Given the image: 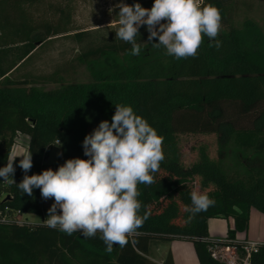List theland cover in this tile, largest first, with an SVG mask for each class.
I'll return each instance as SVG.
<instances>
[{
  "label": "trees",
  "instance_id": "16d2710c",
  "mask_svg": "<svg viewBox=\"0 0 264 264\" xmlns=\"http://www.w3.org/2000/svg\"><path fill=\"white\" fill-rule=\"evenodd\" d=\"M40 1L0 0V168L6 166L18 133L29 136L33 167L27 175L43 171L56 145L57 167L68 159H88L82 147L85 136L101 121L111 122L116 104L132 106L157 131L164 159L154 182L138 185V215L147 219L126 237L125 246L114 245L108 253L99 234L68 235L48 227L45 217L22 225L0 223V264H160L148 256L150 243L174 239L193 242L200 264H219L202 240L209 237L208 219L232 218L228 236L235 238L237 231L247 230L252 209L264 214L262 26L249 17L238 26L229 24L216 38L219 48L205 36L196 57L179 60L163 47L155 48L158 39L148 42V31L136 37L139 56L131 55V45L120 39L104 41L78 55L89 82L43 89L29 75L12 74L48 40L73 31L70 10L64 7H54L55 22L35 17L31 9ZM227 1L200 4L217 7L221 22L228 23ZM135 3L140 2L129 5ZM75 36L80 40L84 34ZM13 48L19 50L17 59H7ZM249 115H255L251 125L238 127L236 119ZM179 133L219 134L218 157L211 158L201 147L198 159L185 167ZM13 166L15 183L11 177L0 178V213L43 216L40 190L24 194L16 184L25 173ZM197 179L215 204L189 220L187 208ZM162 264H173L171 253ZM252 264H264V244Z\"/></svg>",
  "mask_w": 264,
  "mask_h": 264
},
{
  "label": "clouds",
  "instance_id": "9594fccd",
  "mask_svg": "<svg viewBox=\"0 0 264 264\" xmlns=\"http://www.w3.org/2000/svg\"><path fill=\"white\" fill-rule=\"evenodd\" d=\"M116 7L115 37L131 45V55L141 53L136 37L142 26L149 33L148 42L158 39L153 46L163 47L168 56L178 60L196 57L205 36L215 41V47L221 46L216 39L221 30L220 10L213 5L202 7L200 0H154L150 9L140 3ZM115 109L111 122L101 121L85 136L82 147L88 159H68L57 170L27 175L33 167L28 152L9 156L6 166L0 168V178L7 181L11 177L15 183L14 160L22 157L19 167L25 175L17 187L28 196L39 189L44 200L54 199L47 226L68 235L78 231L85 238L99 234L108 253L114 245L125 246L126 237L147 219L138 215L142 207L137 199L138 185H151L164 159L163 138L147 120L130 105L116 104ZM190 199L189 220L215 204L207 194L195 190Z\"/></svg>",
  "mask_w": 264,
  "mask_h": 264
},
{
  "label": "rangeland",
  "instance_id": "374dc122",
  "mask_svg": "<svg viewBox=\"0 0 264 264\" xmlns=\"http://www.w3.org/2000/svg\"><path fill=\"white\" fill-rule=\"evenodd\" d=\"M133 0H41L32 7V13L38 19L56 21L58 13L54 7H64L71 13V29L73 32L48 40L41 46L25 63L19 66L14 77L29 75L30 79L40 88L50 89L60 84L71 82H89L90 75L78 55L89 47L96 46L104 41L118 39L115 31L118 27L120 3L130 4ZM142 7L151 8L154 0H139ZM202 0H200V3ZM229 11V22H221V30L227 29L229 24L240 25L247 17L256 20L264 29V0H230L226 2ZM147 31L146 26L139 29L140 35ZM83 33L79 40L76 33ZM13 50L7 59H17L19 50ZM5 58V61L7 60ZM59 78L62 80L59 81ZM57 80V81H56ZM255 115L240 117L236 119L238 127L251 125ZM179 147L181 160L185 167L191 165L198 159L199 149L205 147L211 158L218 157V142L220 135L217 133H179ZM58 151L53 147L47 160L45 170L51 168L57 170L56 166ZM203 193L199 187V179L194 183L193 191ZM54 203V199L45 200L48 208ZM184 212V210H183ZM44 214L48 216V211ZM24 219L33 222H41L42 216L26 213ZM229 229H233V219L209 218L208 231L212 236L226 237ZM235 237L239 240L251 239L264 242V214L252 209L248 228L245 231H237ZM171 244L161 243V247H153L152 255L156 258L163 256L165 247L178 243L184 253H194L191 241L175 239Z\"/></svg>",
  "mask_w": 264,
  "mask_h": 264
},
{
  "label": "built area",
  "instance_id": "2783aa9c",
  "mask_svg": "<svg viewBox=\"0 0 264 264\" xmlns=\"http://www.w3.org/2000/svg\"><path fill=\"white\" fill-rule=\"evenodd\" d=\"M60 210L57 209V214ZM26 219L17 212L14 216L0 213V223L22 225ZM133 235V233L129 234ZM207 242L210 257L219 264H252V257L264 242L258 240H239L236 237L203 238Z\"/></svg>",
  "mask_w": 264,
  "mask_h": 264
},
{
  "label": "crops",
  "instance_id": "0c3cea01",
  "mask_svg": "<svg viewBox=\"0 0 264 264\" xmlns=\"http://www.w3.org/2000/svg\"><path fill=\"white\" fill-rule=\"evenodd\" d=\"M53 38H57V37H53ZM36 49H38V48H36ZM28 147H29V136L24 134V133H18L16 138H15V143L12 146V149H11V152H10L9 156H23L24 154L28 153ZM53 147L58 151V155H59V147L57 145L53 146ZM21 159H22V157H17L14 160V164L19 165V162H20ZM43 170H45V167H44ZM41 198H42V196H41ZM42 203H43V207L45 209L44 212L48 211L49 208L45 204V200L43 198H42ZM44 212H43L42 218L43 217L48 218V216H46L44 214ZM23 216L24 215H22V217ZM31 222H33V221H31ZM209 237L210 238H216L218 236H217V234L214 233V235H212V236L209 234ZM174 241H176V240L175 239L174 240H169V241H167V240H157L155 242H151L150 246H149L148 256L152 260L162 264V263L165 262L168 254L171 253L172 254V258H173V264H200L198 256H197L195 248H194L193 242H191V243H192V246H193V252L194 253H192V252L190 254L189 253H184L181 250L180 245L178 243H174V245H171L168 248L167 247L164 248L163 256L161 258H156L155 256L152 255V248L154 246L157 247V248H160L161 247V243L171 244ZM260 242H262V241H260Z\"/></svg>",
  "mask_w": 264,
  "mask_h": 264
},
{
  "label": "water",
  "instance_id": "95a60500",
  "mask_svg": "<svg viewBox=\"0 0 264 264\" xmlns=\"http://www.w3.org/2000/svg\"><path fill=\"white\" fill-rule=\"evenodd\" d=\"M7 197H9V196H7Z\"/></svg>",
  "mask_w": 264,
  "mask_h": 264
}]
</instances>
